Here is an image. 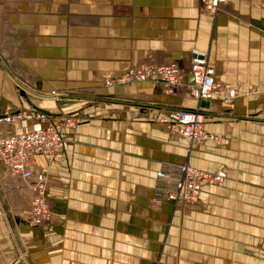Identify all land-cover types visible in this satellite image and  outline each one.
<instances>
[{
	"label": "crops",
	"instance_id": "0c3cea01",
	"mask_svg": "<svg viewBox=\"0 0 264 264\" xmlns=\"http://www.w3.org/2000/svg\"><path fill=\"white\" fill-rule=\"evenodd\" d=\"M192 49L242 93L202 108L186 87H100L131 66L170 61L188 82ZM0 63L12 76L0 66V112L79 119L61 151L31 161L47 177L51 222L27 221L30 181L0 165L12 212L1 206L0 264H264V93L245 94L264 83V0H230L215 17L199 0H0ZM15 80L49 97L21 96ZM197 107L222 141L187 144L155 121ZM184 162L227 178L203 187L195 205L155 203L156 173Z\"/></svg>",
	"mask_w": 264,
	"mask_h": 264
},
{
	"label": "built area",
	"instance_id": "2783aa9c",
	"mask_svg": "<svg viewBox=\"0 0 264 264\" xmlns=\"http://www.w3.org/2000/svg\"><path fill=\"white\" fill-rule=\"evenodd\" d=\"M229 1L199 0L204 12L211 17V12L216 15L221 9L220 6ZM190 54L191 64L188 71L190 81L188 82L178 63L170 61L131 66L120 74L105 79L101 86L110 88L142 82L162 83L165 86V92L169 94L181 87H186L189 95L199 102L220 99L222 102L230 103L239 96L236 86L215 77V70L209 64L206 51L192 49ZM251 92L252 94L264 93V89H250L248 93L251 94ZM50 96L58 102L61 101L62 96L55 92H51ZM65 118L54 123H46V115L35 109L8 114L0 113V125L11 126L20 121H37L43 125L28 132L6 135L0 132V165L22 180L30 181L29 187L34 195L25 216L34 226L51 222L53 212L45 196L47 177L42 173H35L31 168V161L35 156H52L63 149L65 141L62 128L74 126V120L77 121L76 118ZM159 118V122L165 125L168 132L182 137L189 144L204 140L219 142L217 137L205 131V125L211 122L212 118L204 114L200 107L192 110L171 109L163 112ZM176 171L183 177L171 179L170 175L159 172L160 177H168L179 188L167 197V200L172 203L186 201L190 204L192 201H197L203 187L221 184L227 178L224 170L209 172L193 168L186 163L176 165Z\"/></svg>",
	"mask_w": 264,
	"mask_h": 264
},
{
	"label": "rangeland",
	"instance_id": "374dc122",
	"mask_svg": "<svg viewBox=\"0 0 264 264\" xmlns=\"http://www.w3.org/2000/svg\"><path fill=\"white\" fill-rule=\"evenodd\" d=\"M228 4V3H227ZM226 4H223L222 6H220V7H223V6H225ZM211 15H212V17H215L216 15L215 14H213L212 12H211ZM215 15V16H214ZM208 53V52H207ZM191 56V55H190ZM140 64H143V63H140ZM140 64H137V65H140ZM190 64H191V57H190V61H189V66L188 67H190ZM0 76H1V70H0ZM105 80V79H104ZM103 83V82H102ZM102 83H101V85H102ZM229 83V82H228ZM231 85H233V86H236L237 88H238V91L240 92V90H239V84H232V83H230ZM100 85V87H102ZM128 85V84H127ZM18 88V87H17ZM16 88V89H17ZM250 89H264V83L262 84V85H260L258 88L257 87H251ZM250 89L248 88L247 90H246V93L245 94H249L248 92H250ZM240 93H242V92H240ZM263 93V92H262ZM58 94V93H57ZM169 94V93H168ZM59 95V94H58ZM59 96H61V95H59ZM63 96V95H62ZM62 99V98H61ZM1 114H8V113H11L10 111H7V112H0ZM47 117V116H46ZM159 117H161V116H159ZM159 117H157V118H155V121L158 123V124H160L161 125V123L159 122V120H160V118ZM48 118V117H47ZM67 118V117H66ZM65 118V119H66ZM70 118H76V117H70ZM77 119V121L76 120H74L75 121V124H74V126H71V127H66V126H63V128H62V130L64 131V130H66V129H73L76 125H77V123L79 122V119L78 118H76ZM48 119H46V121H47ZM213 120V119H212ZM211 120V121H212ZM22 121H20V122H18V123H21ZM24 122V121H23ZM17 123V124H18ZM208 123H210V122H208ZM62 124H65V122H62ZM164 127H165V125H163ZM166 129V128H165ZM167 130V129H166ZM168 131V130H167ZM27 132V131H26ZM2 133V132H1ZM169 134H170V136H172V137H175V138H177V139H182L183 141H186L185 139H183L182 137H179L178 135H176V134H174V133H171V132H168ZM3 135H6L7 134V132H4V133H2ZM218 140L219 141H222V139H219L218 138ZM200 143V142H199ZM187 144H188V142H187ZM192 144H196V143H192ZM184 163H186L187 165H189L187 162H184ZM178 164H182V163H177V164H174L173 166H172V168L170 169V167H163L161 170H159L157 173H156V179H157V181H159V182H161L162 183V189H163V191L162 192H158V196L156 197V199H155V203H159L160 201H162L163 199H165V200H167V197H168V195L171 193V192H175V191H178L179 190V188L176 186V184L172 181V180H170L168 177H160L159 176V172H162V173H165V174H168V175H170V177H171V179H179V178H182L183 177V175L181 174V173H179V172H177L176 171V165H178ZM190 166V165H189ZM193 168H195V167H193ZM197 169V168H196ZM210 172V171H209ZM214 172V171H213ZM48 182V181H47ZM30 186V185H29ZM31 190V189H30ZM161 193H163L162 195H161ZM33 195L34 194H32V190H31V197H30V200L28 201V203H27V205L25 206V208H23L22 210H21V213L23 214V216L26 218V216H25V213H26V210H27V208H28V206H29V204H30V201H31V199L33 198ZM5 196V197H4ZM8 196V194H7V192H6V189L3 187V185H2V181L0 180V202H1V204L2 205H0V209H1V206H3V209L5 210V212H6V214H7V217H8V219H9V216L11 215V211H9V207H8V205H7V201L9 202V198L7 197ZM199 196H200V194H199ZM7 198H8V200H7ZM5 199V200H4ZM198 200H199V198L197 199V201H192L190 204H187V202L186 201H179V202H175L174 204L175 205H195V204H197V202H198ZM4 202H6V203H4ZM54 217V216H53ZM28 221V220H27ZM29 222V221H28ZM30 223V222H29ZM31 224V223H30ZM32 225V224H31Z\"/></svg>",
	"mask_w": 264,
	"mask_h": 264
},
{
	"label": "water",
	"instance_id": "95a60500",
	"mask_svg": "<svg viewBox=\"0 0 264 264\" xmlns=\"http://www.w3.org/2000/svg\"><path fill=\"white\" fill-rule=\"evenodd\" d=\"M0 66L4 69V71H5L10 77H12L11 74H10V73H9L4 67H3V65H2L1 63H0ZM15 82H16L18 88H19V95H21V96H23V97L25 96L26 91L29 92L30 94L36 96V97H37V96L40 97V98H47V97H49V96H40V95H38V94H36V93H33L32 91H30V90L26 89L25 87L21 86L16 80H15ZM60 98H62V97H60ZM200 107H202V108H208V107H209V102H207V101H200ZM35 109H37L38 111L42 112V113L45 114V115H51V113H49V112L46 111V110L39 109V108H35Z\"/></svg>",
	"mask_w": 264,
	"mask_h": 264
},
{
	"label": "bare ground",
	"instance_id": "6f19581e",
	"mask_svg": "<svg viewBox=\"0 0 264 264\" xmlns=\"http://www.w3.org/2000/svg\"><path fill=\"white\" fill-rule=\"evenodd\" d=\"M227 3H229V2H226V3H223V4H227ZM222 6V5H221ZM214 12V11H213ZM54 123V122H53ZM199 196V195H198ZM169 202H171V201H169Z\"/></svg>",
	"mask_w": 264,
	"mask_h": 264
}]
</instances>
